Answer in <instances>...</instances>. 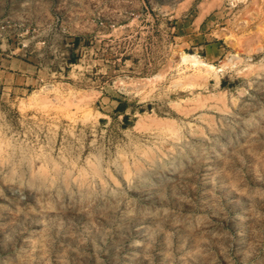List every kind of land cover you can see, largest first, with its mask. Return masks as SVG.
Segmentation results:
<instances>
[{
	"label": "rangeland",
	"instance_id": "1",
	"mask_svg": "<svg viewBox=\"0 0 264 264\" xmlns=\"http://www.w3.org/2000/svg\"><path fill=\"white\" fill-rule=\"evenodd\" d=\"M0 168V264H264V0H0Z\"/></svg>",
	"mask_w": 264,
	"mask_h": 264
},
{
	"label": "bare ground",
	"instance_id": "2",
	"mask_svg": "<svg viewBox=\"0 0 264 264\" xmlns=\"http://www.w3.org/2000/svg\"><path fill=\"white\" fill-rule=\"evenodd\" d=\"M189 58H190V55H189ZM189 58H188V56H183V60H185V61H186L187 59H189ZM191 58H192V56H191ZM191 58H190V59H191ZM195 58H196V57H195ZM193 59H194V58H193ZM197 60H198V59H197ZM197 60H194V63L196 64V66H197L198 63H200L201 65H205V66H207V68L209 67V68H211V69H214V66H213V65L206 64V63L201 62V61L199 62V61H197ZM191 61L193 62L192 59H191ZM213 73H214V72H213ZM70 120H71V119H70ZM73 120H75V119L72 118V121H73ZM92 122H93V121H92ZM96 122H97V121H96ZM90 125H91V124H90ZM180 139H181V138H180ZM175 143H176V142H175ZM10 144H11V143H10ZM177 145H180V144H177ZM8 146L10 147V145H8ZM172 146H173V145H172ZM181 146H182V145H181ZM10 148H11V147H10ZM173 148H174V147H173ZM10 150H11V149H10ZM40 153H41V152H40ZM141 154H142V153H141ZM61 155H62V154H61ZM139 155H140V154H139ZM41 156H42V155H41ZM41 156H40V158H41ZM62 156H63V155H62ZM136 156H137V155H136ZM166 157H167V156H166ZM62 158H63V157H62ZM65 158H66V157H65ZM132 158H133V157H132ZM44 159H45V158H44ZM59 159H61V157H60ZM138 159H140V157H139ZM142 159L145 160V158H142ZM156 159H157V158H156ZM67 160H68V159H67ZM151 160H152V161H151ZM151 160H150L149 162H153L154 159H151ZM158 160H159V159H158ZM68 161H69V160H68ZM62 162H64V161H62ZM135 162H136V161H135ZM144 162H145V161H144ZM149 162H148V163H149ZM155 162H156V161H155ZM71 163H72V162H71ZM145 163H146V162H145ZM6 164H7V163H6ZM69 164H70V162H69ZM115 164H116V162H115ZM133 164H134V163H133ZM142 164H144V163H141V166H142ZM146 164H147V163H146ZM149 164H150V163H149ZM149 164H147V168H149V167H148ZM152 164H153V163H152ZM152 164L150 165L151 167L154 165V164H153V165H152ZM1 165H2V164H1ZM4 165H5V164H4ZM7 165H8V164H7ZM7 165H6V166H7ZM46 165H47V164H46ZM64 165H65V163H64ZM40 166H41V165H40ZM75 166H76V165H75ZM128 166H129V165H128ZM130 166H131V165H130ZM3 167H4V166H3ZM48 167H49V165H48ZM138 167H139V166H138ZM144 167H145V166H144ZM5 168H6V167H5ZM69 168H70V167H69ZM113 168H114V167H113ZM115 168H116V167H115ZM117 168H118V167H117ZM124 168H125V167H124ZM132 168H133V167H131V169H132ZM135 168H136V167H135ZM141 168H142V167H141ZM50 169H51V168H50ZM53 169H54V168H52V170H53ZM71 169H73V168L71 167ZM126 169H127V168H126ZM129 169H130V167H129ZM152 169H153V168H152ZM0 170H1V168H0ZM74 170H76V169H74ZM114 170H115V169H114ZM133 170H134V169H133ZM150 170H151V169H150ZM150 170H149V171H150ZM7 171H9V170H7ZM39 171H40V170H39ZM109 171H110V170H109ZM118 171H119V170H118ZM128 171H130V170H128ZM128 171H127V172H128ZM136 171H137V170H136ZM51 172H52V171H51ZM54 172H55V171H53V173H54ZM56 172H59V171H56ZM56 172H55V173H56ZM72 172H73V171H72ZM106 172H107V171H106ZM120 172H122V171H120ZM124 172H125V171H124ZM141 172H142V171H141ZM155 172H156V171H155ZM44 173H45V172L43 171V174H44ZM49 173H50V172H48V173L46 172V174H49ZM53 173H52V174H53ZM108 173H109V172H108ZM108 173H107V174H108ZM116 173H118V172H116ZM128 173H129V172H128ZM131 173H132V172H131ZM144 173H145V172H144ZM37 174L39 175L40 173H37ZM37 174H36V175H37ZM41 174H42V173H41ZM46 174H45V177H46ZM57 174H58V173H57ZM59 174H60V173H59ZM84 174H85V173L83 172V176L86 175V174H85V175H84ZM90 174L93 175L92 172H91ZM102 174H103V173H102ZM107 174H106V175H107ZM111 174H112V173H111ZM126 174H127V173H126ZM126 174H125V175H126ZM141 174H142V173H141ZM141 174H139V176H140ZM145 174H146V173H145ZM176 174H178V173H176ZM74 175H75V174H74ZM74 175H72V177H73ZM78 175H79V174H78ZM92 175H91V176H92ZM99 175H100V174H99ZM99 175L97 176V178L99 177ZM112 175H113V174H112ZM112 175H111V176H112ZM118 175H119V173H118ZM120 175H121V177H122L123 174L120 173ZM127 175H128V174H127ZM127 175H126V176H127ZM133 175H134V173H133ZM42 176H43V175H42ZM54 176L57 177L56 175H54ZM54 176H53V177H54ZM80 176H81V174H80ZM89 176H90V175H89ZM95 176H96V175H95ZM95 176H94V177H95ZM113 176H115V175H113ZM131 176H132V174H131ZM135 176H137V178H138V175L135 174ZM34 177H35V176H34ZM38 177H39V176H38ZM49 177H50V175H49ZM67 177H68V176H67ZM77 177H78V176H77ZM100 177H102V176L100 175ZM105 177H106V176H105ZM117 177H118V176H117ZM133 177H134V176H133ZM144 177H145V176H144ZM181 177H182V175H181ZM41 178H43V177H41ZM50 178L52 179V176H51ZM61 178H62V177H61ZM68 178H69V177H68ZM78 178H79V177H78ZM82 178H83V177H82ZM102 178H104V177H102ZM114 178H116V177H114ZM122 178H123V177H122ZM182 178H183V177H182ZM37 179H38V178H37ZM39 179H40V178H39ZM47 179H49V178H47ZM51 179H50V180H51ZM79 179H80V178H79ZM91 179H95L94 182H96V178H91ZM100 179H101V178H100ZM104 179H105V178H104ZM130 179H131V178H130ZM130 179H129V180H130ZM178 179H179V178H178ZM56 180H57V179H56ZM62 180L65 181L64 179H62ZM62 180H61V181H62ZM71 180H72V179H71ZM80 180H81V179H80ZM84 180H85V179H84ZM125 180H127V179H125ZM35 181H37V180H35ZM53 181H54V180H53ZM72 181H74V180H72ZM77 181H79V180H77ZM88 181H90V180H88ZM91 181H92V180H91ZM97 181H98V180H97ZM104 181H105V180H104ZM110 181H111V180H110ZM110 181H109V183H110ZM113 181H114V180H113ZM113 181H112V182H113ZM40 182H41V181H40ZM40 182H39V183H40ZM79 182H80V181H79ZM82 182H83V181H82ZM92 182H93V181H92ZM92 182H91V183H92ZM94 182H93V183H94ZM99 182H100V180H99ZM107 182H108V181H107ZM116 182H117V181H116ZM126 182H127V181H126ZM136 182H137V181H136ZM136 182H135V183H136ZM45 183H46V182H45ZM45 183H44V185H45ZM49 183H50V181H49ZM52 183H53V182H52ZM60 183H61V182H60ZM89 183H90V182H89ZM113 183H114V182H113ZM129 183H130V182H129ZM137 183H138V182H137ZM58 184H59V183H58ZM61 184H63V183H61ZM64 184H65V182H64ZM86 184H88V183L86 182ZM101 184H103V181H102ZM106 184H107V183H106ZM116 184H117V183H116ZM116 184H114V185H116ZM127 184H128V183H127ZM49 185H50V184H49ZM81 185H82V184H81ZM83 185H84V184H83ZM91 185H92V184H91ZM108 185H109V184H108ZM118 185H120V184L118 183ZM122 185H123V184H122ZM129 185H131V184H129ZM135 185H136V184H135ZM39 186H40V185H39ZM46 186H47V185H46ZM63 186H65V185H63ZM73 186H74V185H73ZM75 186H76V185H75ZM77 186H78V185H77ZM84 186H85V185H84ZM105 186H106V185H105ZM137 186H139V185H137ZM53 187H54V186H53ZM80 187H81V186H80ZM80 187L78 186V188H80ZM82 187H83V186H82ZM86 187H87V186H86ZM86 187H85V189H86ZM103 187H104V184H103ZM107 187H108V186H107ZM117 187H118V186H117ZM129 187H130V186H129ZM57 188H58V187H57ZM94 188H95V187H94ZM105 188H106V187H105ZM105 188H101L102 191H103V189H105ZM157 188H158V187H157ZM83 189H84V188H83ZM87 189H91L90 186H89V188L87 187ZM106 189H107V188H106ZM106 189H105V190H106ZM119 190H120V189H119ZM148 190H149V189H148ZM74 191H75V190H74ZM78 191H79V190H78ZM83 191H84V190H83ZM86 191H87V190H86ZM121 191H122V190H121ZM140 191H141V190H140ZM149 191H151V190H149ZM137 192H138V191H137ZM141 192H142V191H141ZM81 193H82V192H81ZM115 193H117V192H115ZM152 194H154V193H152ZM147 197H148V196H147ZM154 197H155V196H154ZM82 216H84V215H82ZM127 216H128V215H127ZM135 216H136V215H135ZM132 217H133V216H132ZM138 217H139V216H138ZM143 217H144V216H143ZM125 218H126V217H125ZM135 218H136V217H135ZM141 219H143V218H141ZM123 220H124V219H123ZM134 220H135V219H134ZM136 221H138V220H136ZM144 221H145V220H144ZM156 221H157V220H156ZM159 221H160V220H159ZM127 222H128V221H127ZM130 222H131V221H130ZM154 222H155V221H154ZM162 222H163V221H162ZM125 223H126V222H125ZM133 223H134V222H133ZM140 223H141V221H140ZM155 224H156V223H155ZM157 224H160V222L157 223ZM124 225H125V224H124ZM129 225H132V224H129ZM136 225H138V224H136ZM126 226H127V225H126ZM124 227H125V226H124ZM134 227H135V226H134ZM125 228H127V227H125ZM128 228H129V226H128ZM128 228H127V229H128ZM132 228H133V227H132ZM128 230H129V229H128Z\"/></svg>",
	"mask_w": 264,
	"mask_h": 264
},
{
	"label": "built area",
	"instance_id": "3",
	"mask_svg": "<svg viewBox=\"0 0 264 264\" xmlns=\"http://www.w3.org/2000/svg\"><path fill=\"white\" fill-rule=\"evenodd\" d=\"M2 30H5V27H2L1 28ZM22 48H25V45H23V47ZM21 58H23V60H27L28 59V56H27V51H25V53H24V55L23 56H21ZM30 59V58H29ZM61 69V68H60Z\"/></svg>",
	"mask_w": 264,
	"mask_h": 264
}]
</instances>
